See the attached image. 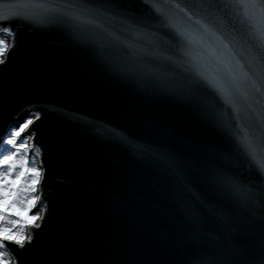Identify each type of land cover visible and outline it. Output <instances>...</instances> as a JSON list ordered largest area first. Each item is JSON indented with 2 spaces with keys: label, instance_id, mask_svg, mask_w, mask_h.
I'll return each mask as SVG.
<instances>
[{
  "label": "water",
  "instance_id": "obj_1",
  "mask_svg": "<svg viewBox=\"0 0 264 264\" xmlns=\"http://www.w3.org/2000/svg\"><path fill=\"white\" fill-rule=\"evenodd\" d=\"M82 4L131 47L85 46L54 25L0 22L14 33L0 65V133L39 112L26 134L36 130L45 169L34 210L47 208L41 228L29 229L31 250L7 245L16 264H190L195 252L207 264H241L249 252L258 259L264 180L233 134L264 141V2L239 10L224 0ZM210 4L223 11L210 15ZM233 38L235 58L225 47ZM121 51L135 53L140 78L112 71ZM113 129L134 147L113 139ZM161 154L190 177L212 162L245 195L210 189L220 210L194 223Z\"/></svg>",
  "mask_w": 264,
  "mask_h": 264
},
{
  "label": "snow or ice",
  "instance_id": "obj_2",
  "mask_svg": "<svg viewBox=\"0 0 264 264\" xmlns=\"http://www.w3.org/2000/svg\"><path fill=\"white\" fill-rule=\"evenodd\" d=\"M258 2H264V0H224L223 7H233L239 10L253 6ZM210 7L212 9L210 15L223 11L211 4ZM6 19H18L34 27L57 26L65 30L71 39L80 45L131 47L127 41L109 29L108 20L100 19L95 11L82 4V0H13L10 3H0V22ZM130 27L122 28L121 31H129ZM202 27H205L206 31H211L206 25H202ZM0 31L5 34V37H14L8 24L0 23ZM232 43H235V38L228 41L225 47L235 58L233 49L228 47ZM9 48L10 45L6 39L0 37V65H6L8 62L6 53ZM121 55L123 62L113 64L112 71L126 77L140 78L144 72L140 67H137L138 61L135 58V53L121 51ZM243 68L244 66L241 65L242 70ZM248 72L255 74V69L249 68ZM209 84L220 91L221 95H224L216 84L211 81ZM39 117V112L30 113L5 133H0V169L7 166L6 171L0 170V264H16L17 258L9 252L8 244L17 246L13 251L24 249V253H27L31 250L33 233L26 229H40L41 223L38 221L43 220L47 208V201H44L35 214L21 216V213H30L41 201V194L36 193L45 171L43 161H41L40 167L34 166L40 146L33 144L29 148L28 144L30 139H35L36 130L33 129L22 137V134ZM242 132L243 135L233 134L234 146L248 161L249 169L254 171L258 178L264 180V141H258L248 130L242 129ZM112 136L125 147H134L132 141L120 130L113 129ZM29 151L31 157H29ZM161 156L173 168L174 185L179 191L187 194L191 201L192 206L189 208V214L194 223L199 214H214L220 210V205L210 198V189L219 192L225 199L239 200L245 195L244 190L237 182L212 162L206 164L203 172L190 177L182 168L175 166L171 157H165L163 154ZM36 235L38 236L39 233ZM24 253H20V255H24ZM202 255L200 252L193 253L190 264H207V261L200 258ZM248 256L250 259L241 261V264H264V246L260 249L258 259L255 252H249Z\"/></svg>",
  "mask_w": 264,
  "mask_h": 264
},
{
  "label": "rangeland",
  "instance_id": "obj_3",
  "mask_svg": "<svg viewBox=\"0 0 264 264\" xmlns=\"http://www.w3.org/2000/svg\"><path fill=\"white\" fill-rule=\"evenodd\" d=\"M0 37H2V38H7L6 39V41H7V43L8 44H10V42H11V38L10 37H5V35H2V34H0ZM25 135H27L26 133H23L22 134V137L23 136H25ZM28 144H29V148H31L30 147V143H29V141H28ZM32 144V143H31ZM25 151H27V150H25ZM18 155H21L20 153H18ZM29 157H31V152L29 151ZM21 158H22V156H21ZM34 166H36V167H39V163L35 160V164H34ZM0 170H4V171H6L7 170V166H3V168L2 169H0ZM37 188H38V186H37ZM39 192V191H38ZM38 192L36 193V194H38ZM35 208H33L32 210H31V212L30 213H21V216H27V215H30V214H35L36 213V211L34 210ZM30 229V228H29ZM29 229H26V231H29Z\"/></svg>",
  "mask_w": 264,
  "mask_h": 264
},
{
  "label": "bare ground",
  "instance_id": "obj_4",
  "mask_svg": "<svg viewBox=\"0 0 264 264\" xmlns=\"http://www.w3.org/2000/svg\"><path fill=\"white\" fill-rule=\"evenodd\" d=\"M11 38V37H10ZM7 39V38H6ZM27 131V130H26ZM26 131H25V133H26ZM29 143H30V147L33 145V140L32 139H30L29 140ZM32 143V144H31ZM35 160L39 163L40 161H39V154L36 156V158H35ZM40 167V166H39ZM39 222V221H38Z\"/></svg>",
  "mask_w": 264,
  "mask_h": 264
}]
</instances>
